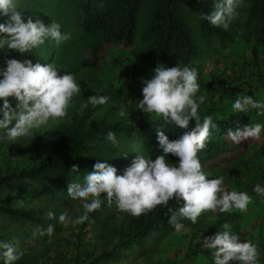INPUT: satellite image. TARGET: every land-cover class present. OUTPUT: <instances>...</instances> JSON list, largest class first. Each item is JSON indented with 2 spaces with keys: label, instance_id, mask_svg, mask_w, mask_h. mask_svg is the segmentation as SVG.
<instances>
[{
  "label": "clouds",
  "instance_id": "9594fccd",
  "mask_svg": "<svg viewBox=\"0 0 264 264\" xmlns=\"http://www.w3.org/2000/svg\"><path fill=\"white\" fill-rule=\"evenodd\" d=\"M243 0H216L210 14L203 15L214 27L228 30L230 24L240 17L238 8ZM0 14L8 16L5 23H0V48L7 47L17 52L32 53L45 43L46 39L54 41L56 46L71 39L70 33L61 31V24L52 21L49 25L31 16L25 22L24 9L18 0H0ZM0 140L16 143L21 138L34 137V130L62 121L68 116V110L74 97L81 92L80 84L73 73H59L55 63L35 64L30 59L15 58L6 60V67L0 68ZM142 96L137 108L154 119H163L165 124H174L187 129L191 120L195 127L183 133L178 139L170 140L162 131L157 130V140L161 155L153 160L138 154L125 168L122 175L117 168L105 162H96L93 171L84 175V182H71L67 186L68 196L79 201L76 211L82 212L73 219L68 211L60 213L58 223L80 225L89 221L90 213L99 210L102 204L108 207L115 205L117 213H127L139 218L153 212L156 208L167 206L173 198L183 200L177 210L168 209L171 213L168 223L179 235L185 230L183 220L192 224L198 222L204 213L248 212L253 204V197L247 191L228 190L225 178H209L199 159V153L206 148L212 137V130L217 124L212 115H204L201 122L200 108L206 101V95H197L200 91L198 69L190 66L176 65L166 67L159 64L154 69L151 79H143ZM11 99L16 100L15 107ZM109 102L106 95H92L88 102L81 104V111L105 105ZM251 109L264 110V103L254 100L252 95L240 94L231 104L234 114L248 113ZM264 114V111L258 113ZM118 115H128L124 104L120 105ZM264 132V123L246 126L243 131L229 132L228 136L235 143L249 138L259 140ZM107 141L118 144L114 132L109 131ZM171 154L178 162H169ZM127 156V153L122 154ZM71 172H79V166L73 165ZM264 202V186L257 183L253 190ZM106 194V195H102ZM102 196L104 199H102ZM49 219H56L53 212ZM117 219H123L118 215ZM231 225L225 222L222 231L203 238V247L214 250L215 264H258L259 251L251 240L241 241L233 233ZM54 225L38 229L41 236L49 238L54 233ZM36 235V232L33 233ZM23 255L10 241H0V256L4 264H14Z\"/></svg>",
  "mask_w": 264,
  "mask_h": 264
},
{
  "label": "trees",
  "instance_id": "16d2710c",
  "mask_svg": "<svg viewBox=\"0 0 264 264\" xmlns=\"http://www.w3.org/2000/svg\"><path fill=\"white\" fill-rule=\"evenodd\" d=\"M64 7L67 12L73 11L76 19H71V13L64 15V22H61V29L64 33H70L71 39L66 41V48L69 53H62L55 49L52 60L62 62L66 65L65 72L72 73L77 67H88L99 70L106 62L105 56L111 51V47L118 46L122 55L127 49L134 47V33L137 21L140 17L141 5L144 1L150 2L147 21L142 29L140 40L141 49L138 50L137 60L133 62L131 54H125L122 57L116 56L109 62L110 66L119 63L129 62L136 70L135 76L141 72L148 75H154V69L163 64L166 67L187 65L198 69V83L203 89L205 86L213 84L214 76L202 79V71L205 69V63L200 60L201 46L197 44L192 26L186 17L182 8L181 0H64ZM189 4L196 7V16L198 19L199 32L204 44H215V40L221 46L227 42L235 40L234 33L224 30L221 27L212 26L207 20L202 19L203 15L210 14V4L208 0H187ZM240 17L236 25L242 22L245 26V39L252 40V62H247L250 72L251 69L256 74V82L261 80L264 70L261 68V55L264 50V0H243V6L240 7ZM27 14L40 15L39 11L31 8H25L23 18L25 22ZM63 15V14H61ZM43 16V14H42ZM8 16L0 14V23H5ZM51 22L55 17L49 18ZM77 24V28L75 25ZM3 34H0L2 36ZM53 48V46H51ZM132 49L131 51H133ZM0 62L5 68L6 60L11 54H15L19 60L29 59L32 53L21 54L16 50L0 48ZM217 51V50H216ZM34 53V50H33ZM252 63V64H251ZM76 64V65H75ZM75 66V68H74ZM133 75L134 72H131ZM81 87V94L89 97L92 95L90 84L78 79ZM244 86V81L234 79L231 85L227 87L221 85V92L210 100L215 105H210L206 110H200L201 122L204 115H212L217 128L212 130V137L198 155L206 173L221 172L228 167L235 165L240 168L249 165L247 159L252 156H258L261 161L264 160V132L261 133L259 140L249 138L240 143H235L228 136V133L243 131L246 126L254 123H264V114H258L264 110L251 109L248 113L234 114L231 111V104L234 103L237 90ZM262 85L255 84L253 90H244L245 94L252 95L254 100L264 103L263 99L256 97V92ZM228 90V91H227ZM226 92V93H225ZM96 95H104L97 93ZM224 99L227 100L224 103ZM138 97L130 99L126 117H117L112 120L105 118H96L86 123L93 110L99 106L93 107L89 104L88 108L81 111V105L77 106L73 112L72 120L58 129L55 141L51 142L45 137H36L33 142L38 160L29 166L13 167L0 172V214L13 218L27 220L29 223H38L43 214H46L41 206H23L13 205V200L18 199V194L10 195L5 201L1 200V195L7 186L15 185L19 182H41L46 185L51 184V180L70 172L73 165L79 166V171L84 175L93 171V165L96 162H107L117 168V174L122 175L126 165L118 163L112 158L105 159L94 154L99 141L106 138L107 133L112 131L116 136L138 141L141 155L155 159L161 155L157 140V130H162L170 140L178 139L184 132L190 131L195 127V120H191L187 129H182L174 124H165L163 119H154L152 116L143 113L137 108ZM228 104L226 111L215 110L221 104ZM84 104V103H83ZM226 105H221L224 108ZM243 155H248L244 158ZM169 162H178V158L169 154ZM243 169V168H242ZM245 169V168H244ZM262 182L264 186V164L262 166ZM44 180V182H43ZM23 197V196H20ZM183 205V200L173 198L167 206L156 208L153 212L142 215L139 218L127 214V220L117 231L115 241L109 250L101 252L93 261L94 263L105 262L109 259L119 258L124 251L130 248L141 247L147 238L154 234H165L174 230L168 223L171 213L168 209L177 210ZM225 213L217 212V220L209 227L207 233L213 228L220 226L225 221ZM94 213H90V216ZM237 234V233H235ZM207 235V234H206ZM238 235V234H237ZM203 241L199 240L201 243ZM197 250H191L187 253V258L196 259ZM0 257V264H3ZM92 264V263H90ZM175 264H185L184 261ZM233 264V262H230Z\"/></svg>",
  "mask_w": 264,
  "mask_h": 264
},
{
  "label": "rangeland",
  "instance_id": "374dc122",
  "mask_svg": "<svg viewBox=\"0 0 264 264\" xmlns=\"http://www.w3.org/2000/svg\"><path fill=\"white\" fill-rule=\"evenodd\" d=\"M210 4V13L214 8L216 0H208ZM182 8L188 15V19L192 26L193 33L196 38L197 44L201 46L200 60L205 63V69L202 73L204 81L214 76L213 84L208 87L205 86L197 93V95H206V101L201 105L200 110H206L210 105H215L211 102L212 97H216L222 90L221 85L227 87L231 85V81L234 79H240L244 81V86L237 90V95L245 94V86L253 85V80H256V74L253 72L255 68L250 72L247 62H252V40L245 39L244 30L245 26L241 22L240 25H236L239 18L234 20L230 26L229 31L234 33L235 40L233 42H227L224 46H221L215 40L213 43L206 45L201 38L199 32L198 19L196 16V7L189 4L187 0H181ZM19 6L23 9L31 8L39 11L40 15L27 14L25 17L31 16L33 20L40 19L45 25H49L51 20L49 18L55 17L59 23L64 22V15L71 13V19H76L77 15L73 12H67V8L64 7V0H18ZM150 2L144 1L140 9V17L137 21V26L134 33V49L131 51L127 49L126 52L131 54L133 62L137 60L138 50L141 49L142 43L140 36L142 29L147 21V14L149 12ZM241 8H238L240 11ZM63 14V15H61ZM75 28H77V24ZM62 32H64L61 29ZM67 43L64 42L59 46H56L54 41L46 39L45 43L39 48L34 49L31 57L29 58L34 64L40 62L41 64L54 62L59 69V73L63 75L65 73L66 65L62 62L52 60L56 50L68 54L69 49L66 47ZM53 46V48L51 47ZM106 56V62L99 69L95 70L88 67H77L73 69L72 73L76 75L77 80L83 79L87 81L92 90V95L97 93H103L109 97V102L105 105H100L93 110L86 123L91 122L96 118H105L112 120L119 115L120 105L123 103L127 111L128 104L131 98L138 97V101L143 99L142 96V78L151 79L152 75H148L146 72H141L135 76V69L129 62L119 63L117 66H110L109 62L112 61L119 52H121L118 46L111 47ZM138 49V50H137ZM217 50V51H216ZM123 52L120 56L127 54ZM1 56L3 55L0 51ZM261 55V69L264 70V50ZM15 58V54H11L9 59ZM252 64V63H251ZM76 65V64H75ZM6 67V66H5ZM0 68H4L0 62ZM75 68V66H74ZM131 72H134L132 75ZM253 77V78H252ZM2 78V77H0ZM259 83L262 85L264 82V74L261 76ZM251 85L248 87L251 88ZM201 86V84H200ZM201 88V87H200ZM228 91V90H227ZM210 92V97L209 96ZM226 93V92H225ZM91 95V96H92ZM258 99L264 100V88H259L256 92ZM88 102V97L79 94L74 97L73 104L68 110V116L62 121L53 123L50 121L49 125L34 130V137L21 138L16 143L0 140V172H3L10 168L29 166L38 160L35 149H33V142L36 137H45L49 141H55L58 129L72 120L73 112L77 106ZM227 100L224 99V103ZM0 101V105H2ZM13 107L17 103L15 99H11ZM226 105V104H221ZM221 105L214 107L215 110L226 111L228 104L222 108ZM120 117V116H119ZM2 118V113H0ZM3 130H0L2 134ZM118 144L113 145L107 139L99 141L97 148L94 151L95 155L102 158H112L122 165L128 167L132 160L140 154L139 145L137 140L126 139L121 136H116ZM127 153V156L122 154ZM262 170V169H261ZM119 175V174H118ZM247 175L248 178H243ZM209 178H215L223 176L225 178V187L228 190L247 191L253 197V204L249 205L248 212L240 213L242 217H246L245 221H238L236 213L238 211H232L225 213V221H222L220 226L213 228L207 233L209 227L217 220V212L204 213L196 224H192L189 220H183L185 230L177 235L174 230L165 233H154L150 235L144 242L143 246L130 248L124 251L119 258L109 259L105 262H98L96 264H175L177 262L184 261L185 264H215L214 250L203 247V241L199 243L204 237L212 236L218 231H222L221 226L227 222L231 227L233 233L240 232L238 225L243 223L247 224L249 230L248 235H253L260 229L259 217H264V202L256 195L252 190L258 182H262V173L258 174L255 165L248 168V171L242 168L232 165L226 170L219 173L208 172ZM245 179L248 183L239 182L240 179ZM44 182V180H43ZM71 182H84L83 172H68L67 174L59 177L56 180H51V184L46 185L41 182H19L15 185L7 186L2 192L1 200L5 201L10 195H20L18 199L13 200V205L23 206L25 208L29 206H41L46 210V214H43L41 221L38 223H29L27 220L20 218H13L7 215L0 214V241H10L16 245L17 251L22 252L21 258L14 262V264H95L93 259L101 252L111 249L113 241L117 231L123 226L127 220V213H117L115 205L108 207L106 200L102 204L101 208L90 216L89 221L80 225H64L58 223V217L60 213L68 211L69 215L75 219L80 215L77 212V207L80 206L79 201L72 200L67 194L68 183ZM106 195V194H102ZM102 199L104 197L102 196ZM262 205L263 208L260 209ZM253 209L256 210L254 213ZM53 212L56 219H49L48 213ZM123 216V219L118 220L117 216ZM239 222L237 225L236 222ZM49 224L54 225V233L49 238L47 235L41 236L38 229H46ZM36 232L34 236L33 233ZM254 232V233H252ZM207 234V235H206ZM242 241V237L238 235ZM246 240H253L251 236H248ZM257 241V236L254 237ZM259 251L258 262L261 259L260 242L255 243ZM191 250H197L196 259L187 258V253ZM2 257V256H0ZM4 264V259H1ZM233 264H240L239 261H232ZM262 262V261H261ZM259 264V263H258Z\"/></svg>",
  "mask_w": 264,
  "mask_h": 264
},
{
  "label": "crops",
  "instance_id": "0c3cea01",
  "mask_svg": "<svg viewBox=\"0 0 264 264\" xmlns=\"http://www.w3.org/2000/svg\"><path fill=\"white\" fill-rule=\"evenodd\" d=\"M255 84H259V83H257L255 80H253V85L249 84V85H251V88L248 87L249 85H246L245 89L246 90H249V89L253 90ZM243 157L244 158H248V155H243ZM247 162H249V165H247V167L246 166H242L243 170L248 171L249 167H251V166L253 167L255 165V167L257 168L258 174L261 175V173H262L261 169H262V166L264 164V160L261 161L260 157L252 156V157H249L247 159ZM243 178H248V177H247V175H245ZM243 178L240 179L239 182H241V183L244 182V181L246 182V180L243 179ZM249 181H250V179L246 183H248ZM258 183L261 184V182H258ZM259 206H260V209L263 208L262 205H259ZM253 211H254V213L256 212L255 209H253ZM236 215L238 216V218H237L238 221H245L246 220V217L245 218L242 217V214L240 215L239 212H237ZM238 221L236 222L237 225L239 224ZM258 222L261 225V227H260V229H258L257 232H255V233L252 232V233H254L253 235H248L250 233H248L249 230L247 229V224H243V223L239 224L238 228L240 229V232H238V235H240L242 237V241H245L248 236H251V238L253 239L251 241L253 243L260 242V244L262 245L261 252H260L261 253L260 254L261 255V259H260V262H258V263L259 264H264V217L263 216L259 217V221ZM256 236H257V241L254 240V237H256Z\"/></svg>",
  "mask_w": 264,
  "mask_h": 264
}]
</instances>
